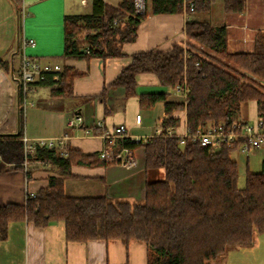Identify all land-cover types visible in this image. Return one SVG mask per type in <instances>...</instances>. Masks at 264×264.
Returning a JSON list of instances; mask_svg holds the SVG:
<instances>
[{"label":"trees","instance_id":"trees-1","mask_svg":"<svg viewBox=\"0 0 264 264\" xmlns=\"http://www.w3.org/2000/svg\"><path fill=\"white\" fill-rule=\"evenodd\" d=\"M148 1L152 14L183 10L182 0ZM189 1L194 10L188 14L208 12L214 2ZM222 10L226 15L244 14L246 0H223ZM144 18L134 16L132 0H121L116 6L94 0L90 15L64 18L63 55L120 57L123 44L135 39ZM201 18L187 20L184 41L170 50L132 55L113 83L128 95L134 94L139 74H152L164 88L187 85L185 106L167 102L164 93L141 94L139 104L151 108L164 102L167 115L184 110L191 131L208 124L228 125L238 117L244 101H255L264 112V29L256 32L250 51L229 53L226 26H214ZM81 39L86 41L89 54L81 50ZM74 76L64 68L61 83L51 94L71 96ZM19 116L16 134L0 135V154L10 163L17 161L22 146L21 111ZM178 123L179 119L166 117L162 127ZM124 145L142 148L145 168L164 173L162 180L146 184L143 201H113L106 196L70 198L64 195L61 181L54 180L23 205L0 206V241L7 238L11 222L25 221L42 228L62 221L68 242L100 239L128 245L134 241L147 247V264H214L228 251L250 248L257 236H264V161L260 172L246 171L244 185L239 187L238 166L232 157L237 144L212 151L193 144L180 147L176 138L151 137L142 145L129 141ZM34 159L57 165L67 177L72 165L97 161L94 155L68 151L63 157L46 148H37Z\"/></svg>","mask_w":264,"mask_h":264},{"label":"crops","instance_id":"crops-1","mask_svg":"<svg viewBox=\"0 0 264 264\" xmlns=\"http://www.w3.org/2000/svg\"><path fill=\"white\" fill-rule=\"evenodd\" d=\"M93 1L0 0V135L18 132L21 111L22 132L27 139L56 140L65 137L62 149L65 148L67 154L68 151H78L96 157L106 141L100 138L102 130L94 127L95 121H101L108 131L125 125L130 135L145 137L152 135L166 117L179 121L185 118L184 110H174L167 115L164 102H157L151 108L140 106L141 94L164 93L167 102H181L172 88L161 87L152 74L135 77L132 95H128L123 87L113 86V83L122 68L130 63L132 55L170 50L174 44L184 41L187 20H197L200 16L186 15L184 10L181 13L152 14L148 1L149 10L137 27L135 39L123 44L120 57H65L64 18L90 15ZM102 1L116 6L121 0ZM81 9L87 11L80 12ZM244 22L252 35L264 29V0H246L244 14L224 15L229 53L252 49L254 37L252 43L242 42ZM29 39L34 41V46L23 47L24 40ZM85 43L84 39L78 42L81 50H85ZM22 54L58 64L62 69L75 73L72 95L53 96L51 91L56 88L45 85L32 96V105L21 108L9 70L19 66ZM259 112L255 101H244L239 105L237 119L253 122ZM75 114L82 117L83 124L78 129H69L66 121ZM136 115H140L139 126L134 123ZM84 129H89L91 135L84 136ZM134 152L136 165L132 168L101 163L97 159L91 165H72L68 177L63 176L57 165L51 162L33 159L27 166L15 168L0 154V206L23 205L28 193L36 195L54 180L61 181L66 197L106 196L113 201L141 202L145 197L146 184L162 180L164 173L160 169L145 168L142 148H136ZM252 152L246 155L245 171H248ZM239 153L234 151L232 156L242 154ZM262 161L264 155H261L258 170H253V173L260 172ZM147 259V247L139 242L132 241L128 245L100 239L68 242L62 221L42 228L25 221L11 222L7 238L0 241V264H147ZM219 264H264V236H257L250 248L228 251Z\"/></svg>","mask_w":264,"mask_h":264},{"label":"built area","instance_id":"built-area-1","mask_svg":"<svg viewBox=\"0 0 264 264\" xmlns=\"http://www.w3.org/2000/svg\"><path fill=\"white\" fill-rule=\"evenodd\" d=\"M182 9L186 15L192 13L194 5L189 0H182ZM133 14L136 17L146 16L147 0H132ZM22 15L25 13L22 11ZM243 35L249 31L246 22L242 25ZM247 43V39H242ZM34 46L33 40H24L23 47ZM85 54H89V47L86 46ZM63 69L55 63L42 62L39 59L29 58L22 54L20 64L17 68H10L9 76L14 84L17 101L21 108L32 105L31 98L39 88L48 85L57 88L62 80ZM179 97L180 103L184 106L187 103L188 87L187 85H177L172 89ZM135 126L140 125V115L135 116ZM83 119L80 115H72L66 121L69 129H78L82 126ZM94 127L101 129L99 134L103 141H106L102 150L96 154L99 161L106 164H114L123 168H132L136 165V156L134 149L124 145L125 141L132 144H144L151 137L176 138L178 145L184 147L187 144L198 145L212 151L218 150L221 146L232 147L237 144L238 152L249 153L252 150L264 149V112H259L253 122H247L239 119H233L228 125L224 123L208 124L207 126L191 131L185 118L179 121L178 125L171 127H162V122L156 127L154 133L150 136H133L129 133V128L125 125H118L110 131L104 129L101 121H95ZM83 135H91L89 129H84ZM61 137L56 140H29L25 136L20 138L21 149L18 153V159L15 162H9L10 166L25 167L34 159L37 148L55 149L58 153L66 157V149H62L63 140ZM35 160V159H34ZM34 193H28L27 198H34Z\"/></svg>","mask_w":264,"mask_h":264},{"label":"rangeland","instance_id":"rangeland-1","mask_svg":"<svg viewBox=\"0 0 264 264\" xmlns=\"http://www.w3.org/2000/svg\"><path fill=\"white\" fill-rule=\"evenodd\" d=\"M108 2H114V0H107ZM222 1L223 0H214V2L211 4V8L208 12H200V13H196L195 15H199L200 18L204 21L209 22L212 25H221L223 24V19H224V13L222 10ZM147 10L148 6H147ZM87 10H82L80 12H86ZM256 35V34H255ZM255 35H252L251 32H247L246 35H242V39L246 38L247 39V43L251 42L252 43V38L255 37ZM253 152L250 154L249 157V165H248V172L253 173L252 171L254 170H258L259 167V160H261V155H264V149L262 150H252ZM256 153V154H255ZM240 154V153H239ZM246 154H240V155H233L232 157H234V159L237 161L238 163V173H239V177H238V186L239 187H243L244 185V177H245V168H246ZM13 162V161H12ZM15 162V161H14ZM162 171V170H160ZM215 264H219V262H216Z\"/></svg>","mask_w":264,"mask_h":264}]
</instances>
